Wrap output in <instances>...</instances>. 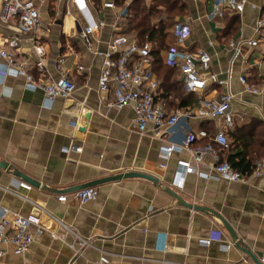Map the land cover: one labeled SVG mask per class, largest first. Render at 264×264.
Wrapping results in <instances>:
<instances>
[{"label": "crops", "instance_id": "1", "mask_svg": "<svg viewBox=\"0 0 264 264\" xmlns=\"http://www.w3.org/2000/svg\"><path fill=\"white\" fill-rule=\"evenodd\" d=\"M35 1L39 12L40 6H47L49 24L39 21L35 32L19 35L21 41L14 49L16 61L23 63L35 80L44 82L56 79L67 69L75 89L70 96L51 101L40 89L28 88L23 76L0 75V161L8 164L7 168L0 167V185L45 207L89 239L92 246L74 255L67 244L44 232L22 255L0 246L4 250L0 264H100L101 253L107 255L108 264H252L214 217L181 205L149 180L124 178L104 182L93 186L98 191L96 199L81 204L73 198V187L123 171L154 175L185 201L216 210L258 259L264 256V172L243 181L188 174L182 187L177 188L171 185L175 163L177 159L188 158V153L174 152L172 157L162 159V141L150 129L142 134L137 131L133 108L108 106L112 93L98 90L101 52L108 39L119 33L133 39V33L126 31L125 20L112 26L117 12L131 0H122L123 6L114 8L103 5L112 0H101L98 7L87 0L90 13L107 23L94 33L93 49L87 48L78 37L76 21L82 26L85 21L76 2ZM183 1L185 13L167 20L161 57L168 49L166 46L209 52L212 71L227 82L213 85L214 90L234 95L231 110L235 126L227 133L237 128L249 137L247 146L239 141L232 147L236 152L245 150L255 162L264 157V36L257 31V20L264 14V0H249L241 14L226 12L220 18L209 15L213 0ZM177 22H187L190 28L181 44L173 30ZM16 34L12 24L0 22V49L7 48L6 39ZM239 38L243 40L239 54L235 55L228 43ZM250 39H258L257 46H250ZM34 41L44 46V70L35 64ZM5 65L6 61L0 57V69ZM78 65L82 69H77ZM169 69L170 73H165V100L161 92L159 101L169 112L193 110L196 95L183 89L177 68ZM239 75H245L247 83L258 92L246 91ZM157 79L160 82L158 76ZM186 95L191 100L185 106ZM185 123L182 129L205 127L210 134L222 128L214 118H191ZM202 140L196 143L202 144ZM71 145L81 150L68 148ZM211 162V157L206 156L205 165ZM205 165L200 169L206 171ZM16 170L38 181L40 186L32 185L30 190L16 188V180L25 181L14 174ZM62 194L67 196L64 202L57 200ZM0 207L8 209L7 218L13 213H32L34 208L1 187ZM207 239L208 244L204 243ZM163 244L165 251H159Z\"/></svg>", "mask_w": 264, "mask_h": 264}, {"label": "built area", "instance_id": "2", "mask_svg": "<svg viewBox=\"0 0 264 264\" xmlns=\"http://www.w3.org/2000/svg\"><path fill=\"white\" fill-rule=\"evenodd\" d=\"M82 14L85 24L82 26L76 21L78 37L83 44L93 49L92 38L104 28L107 23L101 18H95L88 7L87 0H73ZM249 0H213L209 11L210 17H223L226 12L241 14ZM106 8H114L112 1L103 3ZM127 14L126 6L120 8L115 15L112 26L124 20ZM39 9L35 0H1L0 22L5 25L12 24L16 35L6 39L7 48L0 49V57L6 61L4 68L0 69V75L12 74L23 76L26 86L30 89H40L44 97L53 101L58 97L70 96L75 83L69 77L67 69L56 79L44 82L35 80L25 69L23 63L16 61L15 50L21 38L19 35L35 32L39 24ZM173 30L178 43H182L189 35L190 28L187 22L173 24ZM257 31L264 36V14L257 20ZM242 38L230 40L228 45L239 54V45ZM250 46H257L258 39L248 40ZM95 53L98 50H93ZM35 64L40 70L45 68V49L41 43L33 42ZM103 62L97 78L98 90L101 93L111 92L113 98L107 102L108 106L121 108L130 105L134 110V123L139 133L150 129L152 135L162 141L160 155L162 159L172 157L174 152L188 153V158L177 159L175 163L174 177L171 185L181 188L188 174H196L203 178H215L224 181H243L248 176H260L264 172V157L254 162V167L249 175H245L234 169L231 164L221 158L220 150L229 146L227 130L235 125L234 114L231 110V102L234 95L230 91L217 92L213 85L227 84L220 80L218 75L211 69V55L206 50L200 49L191 52L170 46L164 54L163 60L170 66L179 70L182 76L183 89L196 95V103L193 110L169 112L159 101L162 92L160 82L151 69V44L139 45L127 34L112 35L106 42L105 49L101 52ZM62 58L59 59V64ZM77 69H82L81 65ZM238 80L244 85L246 91L257 93L258 90L249 85L245 75H239ZM216 119L218 129L210 134L206 129L185 130V120ZM220 124V125H219ZM208 138L209 141L197 144L196 141ZM81 150L76 145L68 147ZM210 156L212 162L205 165L204 159ZM205 165L207 170H201ZM16 188L30 190L32 185L26 181L16 180ZM6 191L14 193L23 200L31 203L39 209V214L29 213L26 215L13 213L10 218L6 217L8 209L0 207V246L11 249L14 254H24L42 233L46 232L55 240L63 242L72 249L74 255H80L86 247L92 246L89 239L81 236L74 228L38 205L31 198L20 195L17 192L2 187ZM98 191L95 187H84L72 192L73 198L78 203H86L96 199ZM67 196L62 194L57 197L58 201H66ZM44 219V221H42ZM34 227V229H31ZM70 238V240H68ZM209 239L204 243L208 244ZM165 244L159 251H165ZM164 247V248H163ZM4 250L0 248V257ZM165 262V259H159ZM259 261L264 264V256ZM100 264H108L107 255L101 253Z\"/></svg>", "mask_w": 264, "mask_h": 264}, {"label": "trees", "instance_id": "3", "mask_svg": "<svg viewBox=\"0 0 264 264\" xmlns=\"http://www.w3.org/2000/svg\"><path fill=\"white\" fill-rule=\"evenodd\" d=\"M91 1L97 7L101 2V0ZM112 2L115 6H123L122 0H112ZM126 9L127 14L124 19L127 24L126 31L133 33V39L137 44H151V69L161 79V97L165 100V91L167 89L165 88V73H170L169 68L174 67L164 62L160 53L162 49H165V26L166 23H169L167 20H173L175 16H180L185 13V3L183 0H152L150 4H147L145 0H131L126 6ZM167 48L169 46H166ZM184 97L188 100L183 102V105L186 106L187 102H190L191 96L186 95ZM227 136L230 143L226 149L220 150L221 158L228 161L234 169L245 175H249L253 170L254 160L252 157H248L246 152H244L245 150L236 152L232 147L236 146L239 141L243 146H247L245 143L249 139L247 137L248 134L245 132L240 133L235 128L233 131L228 132ZM208 141V138L202 140L203 143ZM262 153L264 154V151Z\"/></svg>", "mask_w": 264, "mask_h": 264}, {"label": "water", "instance_id": "4", "mask_svg": "<svg viewBox=\"0 0 264 264\" xmlns=\"http://www.w3.org/2000/svg\"><path fill=\"white\" fill-rule=\"evenodd\" d=\"M0 167L7 168L8 164L6 162L0 161ZM14 174L23 178L26 182L30 183L31 185H33L35 187L40 186V183L38 181L28 177L27 175H25V174H23L17 170L14 172ZM124 178H143V179L149 180L154 185L161 187L164 191H166L167 193L172 195L181 205L186 206L190 209L205 212V213L211 215L222 225V227L224 228V230L227 232L230 239L234 243L235 247L241 251V253L243 254V256L246 259H248L252 264H262L259 261L258 257L256 255H254L251 252V250L242 242V240L239 238V236L237 235V233L235 232L233 227L229 224V222L220 213H218L216 210H214L212 208L197 205L195 203L185 201L177 191H175L171 186L161 182L159 180V178L154 176V175L144 173V172H139V171H123L120 173H116L114 175H109L106 177H101V178H97V179L82 183L80 185L73 187L71 190H78V189H81L84 187L94 186V185H98V184H101L104 182L116 181V180H120V179H124ZM68 190H70V189H68ZM32 213L35 215H38L39 209L33 208Z\"/></svg>", "mask_w": 264, "mask_h": 264}, {"label": "rangeland", "instance_id": "5", "mask_svg": "<svg viewBox=\"0 0 264 264\" xmlns=\"http://www.w3.org/2000/svg\"><path fill=\"white\" fill-rule=\"evenodd\" d=\"M50 16L47 10L46 5L40 6V15H39V21L40 23L47 25L49 24Z\"/></svg>", "mask_w": 264, "mask_h": 264}]
</instances>
